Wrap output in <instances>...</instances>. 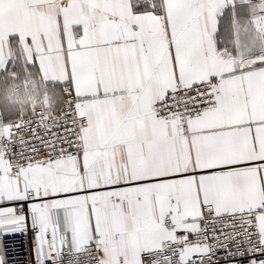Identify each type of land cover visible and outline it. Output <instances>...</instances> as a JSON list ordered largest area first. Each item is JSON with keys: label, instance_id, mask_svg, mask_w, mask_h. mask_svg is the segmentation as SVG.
Segmentation results:
<instances>
[{"label": "snow or ice", "instance_id": "snow-or-ice-1", "mask_svg": "<svg viewBox=\"0 0 264 264\" xmlns=\"http://www.w3.org/2000/svg\"><path fill=\"white\" fill-rule=\"evenodd\" d=\"M18 234L27 264H264V0H0V264Z\"/></svg>", "mask_w": 264, "mask_h": 264}, {"label": "built area", "instance_id": "built-area-1", "mask_svg": "<svg viewBox=\"0 0 264 264\" xmlns=\"http://www.w3.org/2000/svg\"><path fill=\"white\" fill-rule=\"evenodd\" d=\"M39 108V107H38ZM16 247L14 254L17 257L19 264H27L28 262V251L30 245V236L27 234H18L13 241Z\"/></svg>", "mask_w": 264, "mask_h": 264}, {"label": "crops", "instance_id": "crops-1", "mask_svg": "<svg viewBox=\"0 0 264 264\" xmlns=\"http://www.w3.org/2000/svg\"><path fill=\"white\" fill-rule=\"evenodd\" d=\"M16 102L19 104H23L27 107H31L33 104L36 107H41L43 103V98L41 97L40 99H36V100L29 102L28 100L25 99L23 93H21L20 96L17 98Z\"/></svg>", "mask_w": 264, "mask_h": 264}]
</instances>
